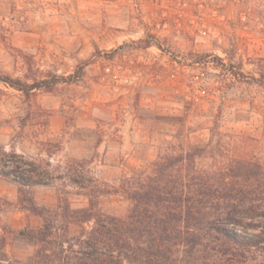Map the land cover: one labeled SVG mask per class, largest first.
Listing matches in <instances>:
<instances>
[{"label":"rangeland","instance_id":"rangeland-1","mask_svg":"<svg viewBox=\"0 0 264 264\" xmlns=\"http://www.w3.org/2000/svg\"><path fill=\"white\" fill-rule=\"evenodd\" d=\"M0 75L60 79L29 98L0 83L4 264H30L47 222L76 239L77 211L124 216L104 192L158 153L264 166V0H0Z\"/></svg>","mask_w":264,"mask_h":264},{"label":"trees","instance_id":"trees-1","mask_svg":"<svg viewBox=\"0 0 264 264\" xmlns=\"http://www.w3.org/2000/svg\"><path fill=\"white\" fill-rule=\"evenodd\" d=\"M59 80L25 83L0 75V83L26 98L51 90ZM203 150L158 153L148 171H134L110 187L104 195L128 200L125 215L91 207L77 211L76 223L92 222L83 236L52 237L56 233L44 220L30 233L37 246L30 264H263L264 166L232 159L221 168L201 169L197 159ZM28 173L22 185H42L39 173ZM69 179L79 184L77 175ZM89 197L95 205L96 197ZM4 246L0 236V264L6 262Z\"/></svg>","mask_w":264,"mask_h":264}]
</instances>
